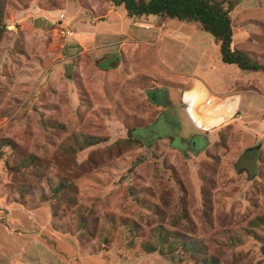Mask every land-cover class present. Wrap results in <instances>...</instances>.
Segmentation results:
<instances>
[{
    "label": "rangeland",
    "instance_id": "1",
    "mask_svg": "<svg viewBox=\"0 0 264 264\" xmlns=\"http://www.w3.org/2000/svg\"><path fill=\"white\" fill-rule=\"evenodd\" d=\"M238 2L231 13L233 44L263 54L264 0ZM6 23L10 33L0 45V137L24 151L49 161L54 157L65 135L54 136L44 125L48 118L73 132L115 102L146 116L154 91L167 108L148 127L133 131L144 146L107 156L77 179L79 204L62 218L52 217L54 164L44 181L30 185L12 176L0 159V264H189L172 254L146 252L143 238L122 224L127 218L148 232L159 221L137 203L131 187H150L155 194L150 198L166 211L165 226L204 240L220 264H264V225L250 224L264 216V71L225 63L213 35L193 23L129 17L123 5L110 0H9ZM201 90L215 93L216 100L229 90L232 102L222 113L214 112L221 103L210 107L204 121L195 112ZM185 106L197 124L215 126L201 131L209 144L197 136ZM105 122L110 141L80 152L79 161L127 137L115 116L107 115ZM202 166L215 179L208 187L211 209L203 196ZM82 210L97 219L94 236L82 237L77 227ZM231 233L241 242H233Z\"/></svg>",
    "mask_w": 264,
    "mask_h": 264
},
{
    "label": "trees",
    "instance_id": "2",
    "mask_svg": "<svg viewBox=\"0 0 264 264\" xmlns=\"http://www.w3.org/2000/svg\"><path fill=\"white\" fill-rule=\"evenodd\" d=\"M110 1L116 6L123 5L129 17L140 18L154 15L193 23L213 35L219 44L222 60L225 63L235 64L245 71H264V53L256 54L252 51L239 49L233 44L231 13L238 7V0ZM8 2L9 0H0V45L10 33L6 23ZM150 107L152 110L143 116L128 112L121 103L115 102L110 108L96 112L91 116V119L87 120V123L81 125L79 130L73 132H69L67 126L56 119H45L44 125L51 130L54 136L65 135L50 161L48 157L24 151L16 141L6 136L0 137V159L4 158L5 167L12 176L20 179L23 183H30V185L33 183H35L33 185H37L44 181L51 163L54 164L58 181L51 188L52 217L53 219L62 218L67 215L68 209L79 204L77 184L79 177L102 165L107 156L121 155L145 145L142 139L134 136L133 131L148 127L156 119L158 110L152 105ZM107 115L115 116L126 129L127 137L117 139L102 148H95L84 161H79L80 152L110 141L105 122ZM220 137L221 142L225 143V135L221 133ZM172 139L171 137L170 140L172 141ZM202 167L200 177L204 182L203 196L208 209H211L212 198L208 187L215 184V179L209 175L210 169ZM253 171L255 173L260 171L259 167L254 166ZM129 192L142 208L149 210L154 217L158 216V223L149 227L148 232H144L143 228L133 220L127 218L122 220V224L126 226L132 236L143 238L142 247L146 252L160 251L163 254H172L174 260L187 261L189 264H220L219 258L210 253L204 240L188 236L181 229H170L165 226L166 211L161 204L150 198L155 197L150 187H131ZM163 197L166 199V196L163 195ZM182 215L188 218L185 209L182 210ZM77 219V227L81 231L82 237L95 235L94 222H97V219H89L84 211L77 214ZM109 219L114 221L113 216H109ZM250 224L253 226L264 225V216L256 217ZM250 232L257 235L254 230H250ZM82 237L80 239L84 241ZM230 237L235 243L241 242L239 235L231 233ZM179 249L181 250L180 254L176 253Z\"/></svg>",
    "mask_w": 264,
    "mask_h": 264
},
{
    "label": "crops",
    "instance_id": "3",
    "mask_svg": "<svg viewBox=\"0 0 264 264\" xmlns=\"http://www.w3.org/2000/svg\"><path fill=\"white\" fill-rule=\"evenodd\" d=\"M183 85H185V84H182V86ZM154 88V87H153ZM175 88H176V91H177V88H178V86H175V87H171V89L172 90H174L175 91ZM155 89V88H154ZM157 90V89H156ZM167 88L165 89V97H166V99H168L169 97H168V92H167ZM228 92H229V90L227 91V92H224V93H221L220 95H217L218 96V98L219 99H215L214 101H212L211 103H209V104H207L206 103V100L208 99V97L210 96V95H212V94H215V93H209V92H207V90H201V98L199 99V100H201V101H204V104H202L201 106L199 105V100H198V102H197V104H196V108H195V112H196V114H198L200 117H202L203 118V120L204 121H206V112H207V110H211V109H213V108H210V107H214V109H215V106H217L218 104H220L221 103V108H216L215 110H214V112L215 113H222V108H224V106L225 105H227L229 102H232L231 100H230V98H231V95L230 94H228ZM163 94V93H162ZM184 93H182V98L181 99H179V102H180V105H182V106H184V104H186V102H188L186 99H185V94L183 95ZM153 99L154 100H152V101H149L150 103H151V105L153 106V108H155V109H157L158 110V114L156 115V118L158 117V116H160L161 115V113L162 112H164L165 110H166V106H165V104L162 102V101H160V100H156L155 98H156V94H155V91L153 92ZM163 96V95H162ZM147 99L148 100H150L148 97H147ZM230 100V101H229ZM166 103V102H165ZM167 104V103H166ZM190 107V106H189ZM189 107L188 108H186V106L185 107H183V108H185L186 110H187V113L189 114V116H190V111H189ZM232 114V113H231ZM230 114V115H231ZM230 115H228V116H226V118H224V121L230 116ZM190 119H191V121H192V124L195 126V128L198 130V134H197V136L199 135V137H202L203 138V145H205V144H209L208 142L210 141L209 139H208V136H207V134H205L204 132H201V131H208V130H211L213 127H215V126H212L211 128H207L205 125H199V124H197L194 120H192V118H191V116H190ZM156 120V119H155ZM223 121V122H224ZM221 124V123H220ZM158 138H160V137H158ZM166 140V139H165ZM202 146V145H201ZM173 149H174V147H173ZM203 150H204V148H203ZM202 150V151H203ZM190 151V150H189ZM19 262V261H18ZM11 263H12V261H11ZM11 263H8V264H11ZM22 264H24V262H22Z\"/></svg>",
    "mask_w": 264,
    "mask_h": 264
},
{
    "label": "built area",
    "instance_id": "4",
    "mask_svg": "<svg viewBox=\"0 0 264 264\" xmlns=\"http://www.w3.org/2000/svg\"><path fill=\"white\" fill-rule=\"evenodd\" d=\"M64 33H65L66 35H69V36H73V35H74V32H73V31H70V30L64 31ZM214 100H215V99H214V96L210 95V96L208 97V99L206 100V103L209 104V103H211V102L214 101Z\"/></svg>",
    "mask_w": 264,
    "mask_h": 264
},
{
    "label": "water",
    "instance_id": "5",
    "mask_svg": "<svg viewBox=\"0 0 264 264\" xmlns=\"http://www.w3.org/2000/svg\"><path fill=\"white\" fill-rule=\"evenodd\" d=\"M101 64V61H98Z\"/></svg>",
    "mask_w": 264,
    "mask_h": 264
}]
</instances>
